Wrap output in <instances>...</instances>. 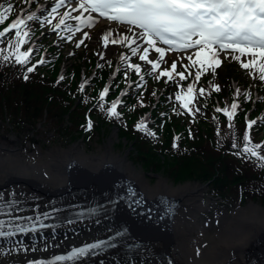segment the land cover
<instances>
[{
	"label": "rangeland",
	"instance_id": "1",
	"mask_svg": "<svg viewBox=\"0 0 264 264\" xmlns=\"http://www.w3.org/2000/svg\"><path fill=\"white\" fill-rule=\"evenodd\" d=\"M55 2L56 0H33L32 3H23L22 0H0V5L4 6L3 8H0V12H4V9L7 8L8 3H11L13 5V8L10 12L4 13L7 16V20L3 25H1L0 30H2L4 27H7L18 17H25L28 13H34L36 16L35 20L27 22L31 31L29 33V36L25 37V40L27 42L23 45L24 48L22 49L23 51L27 50L29 47L34 49L33 53L31 54L33 55V57L29 59L25 64L27 68L35 65V70L38 73H48V75L52 76V74L54 73V68H46L45 60L46 52L52 51V54H50V56L57 57L55 61L56 67L68 68L72 71L73 66H77L78 69L82 71V78L79 81L78 85V95L81 93V84H83L85 87L86 83L91 80V77L96 75V72H98L95 70L100 69L101 71H103L104 69L106 72H98V75L102 77V81L100 86L96 87V101L100 100L99 93L103 91L105 87H107L109 89L108 93L106 94V97L108 96L109 98V106L107 109L108 112L111 108L112 102L119 99L120 102L117 104L118 108L125 94L130 90L136 93V98L138 99V101H150L153 105H157V103H160L159 106H162V109L160 111H162L163 113L165 112V114L169 113L165 121L159 123L161 129L160 133L167 128L165 124L172 125L173 123H176V121H179L181 124H185L183 125V127L186 125L200 123L196 119L197 116H195L196 109L199 105H201L200 101H203L204 98L202 95H200V92L196 96L195 91H199L200 88H205L206 92L210 94V97H212L215 102H220L221 100H223L224 96H226V102L228 106H224H226L229 111H231L230 105L233 102H236L239 107L237 108L235 113L240 111V109L241 111H243V118L241 120H237L238 124L243 123L244 125H247V122L251 120L249 118V114L255 111V106L259 107L261 105L256 113V117L254 120L256 121L262 119L263 124L257 131V135L255 136V138H250V140L253 144H264V82L259 81L258 77L255 79L253 78L255 72H253V75H250L249 70L242 68L240 63L233 60L231 56H229L227 59L221 56L220 60H222V64L219 67H215V64L209 67L208 61L211 59V53L208 49H205L204 52L201 53L199 57H197L194 54V52L198 50L197 49L190 50V52L193 54V61H196L197 63L195 66L189 67L188 71H185L182 65L192 64V61H189L186 58L187 55H189V52L172 50L166 52L165 62L161 63L160 69L155 73L149 74L151 66L148 65L145 61H141L139 59L142 49L144 47H147V45L143 41L138 40L137 43L132 44L131 47H139L141 51H138L136 55H133L132 52L128 53L129 51L127 49L130 50L131 48L127 46L128 42L123 41L120 35V33L124 31V25L118 26L115 22H112L114 27V31L112 32V39L121 40L122 42L113 44L109 41L106 48L111 50L105 51L104 42L101 40L102 36L100 35V26L103 21H108L104 18H99L98 15L93 13L92 15L98 18V22L95 23L94 26L88 27L89 29L85 32L88 33L90 38L84 39V43L81 44L80 47H77V42L83 39L84 31H76L75 25L78 23V21L69 18H65V20L66 24L70 26V30L66 31L63 25L59 29H54V26L59 23L62 14L65 11H72L71 7L66 4L64 6H61L56 14H53V16H48L49 12L51 11V7L54 6ZM78 14L79 13L72 12L73 16ZM44 17H48L51 23H42ZM85 27L87 26L82 25L81 29H84ZM127 35L131 37V33H127ZM4 45L5 43L2 45V47H4ZM157 46L167 48L160 45L158 42ZM213 50L215 49L213 48ZM7 51H10V49H8ZM122 55L128 57L129 59L122 60ZM157 57L158 54L154 50L149 49L148 59L155 60L157 59ZM1 59L2 55H0V60ZM21 59H23V57H21ZM41 59H43L44 62L42 64L37 63ZM174 59L177 60L176 72L172 73L174 79L169 80L167 76H163L159 80H157L155 77L160 74V70H171V64ZM241 59L247 61L248 59H251V57L242 56ZM129 63L139 64L141 67V73L138 75L134 69L127 67ZM97 65H101V67H97ZM212 68H215V75H213ZM120 71L122 72V81L120 83H116L118 86L115 87L113 92L111 85H115L116 78ZM180 71H185V76L188 78L185 80H180L179 76L176 75V73ZM197 71H201L202 73L198 82H196L194 79ZM56 72L59 73V71ZM189 72H191V76H189ZM140 76L144 77L142 81L140 80ZM93 84L96 86L98 82H93L92 85ZM189 84H193L194 86V91L190 93V95L192 96V101H189L186 95V93H188L187 87ZM216 85L220 86L219 91L215 89ZM236 89H240L239 95H237ZM153 93H155V95H153ZM165 93L167 94V96H164ZM177 93H179L182 97L180 100L176 99ZM218 93H222L221 98H219ZM244 93H249L250 96L246 98ZM50 101L51 100H48V102ZM96 101H93L82 112L80 106V97H75L74 102L71 104L72 108L74 109L64 112L63 122L52 121L50 117L52 115V111L51 109H49L48 105V112L46 113V127H41L39 129V132H36V129H32L30 127L22 125L17 126L15 129L10 128L8 126L9 124L7 119H5L4 121H0V147L3 148V150L0 151V154L4 155V158H8V161L11 163L31 166L33 164L43 165L47 161V158L49 156H61L64 151L73 146H76L77 149H79L83 153V155L91 157L102 155L105 149H109V152L112 155L123 157L124 162L128 163V165L132 167L133 171H136L140 174L141 183L146 188L153 187L158 178L164 179L166 183L171 186L183 185L186 183L188 185L199 186L201 187V194L203 195V206L198 212L194 214L190 223V241L196 245V249H200L208 244V242H210V239L208 238L211 237L220 227L222 228V226L225 224H235L240 229L238 225V218L240 216L238 214L241 211L249 214V207L256 208L257 211H261L264 209V200L260 197L247 196L245 198H241L237 196L236 191H231L230 196L224 197L226 200H221L220 198L215 199L213 197L214 191L211 190L213 187L209 185L210 182L203 184L198 181L189 179H185L184 181L182 180L181 182H174L162 175L160 171L153 170L151 166L140 162L138 159V155L140 154L138 152V149L137 151L133 149V141H131V139L126 137L125 135L120 134L117 130L121 123L118 122L114 124H105L98 122L96 126L92 124L90 116L92 112L89 110L92 106H94L93 103H96ZM9 104H11L10 106L12 107L13 113H16V110L12 106L14 105V100ZM185 104L187 105V107H182V105ZM207 107L210 109V106ZM52 108H55V105H53ZM128 109L124 112V117L126 119L127 114L129 116H133L128 112ZM73 111H75L74 117H72V115H69V113ZM79 111H81V113H79ZM140 112L138 108L135 110L134 115H136L137 113L139 114ZM7 113L8 110H2V115L5 114L8 117ZM147 117L148 115H146L144 119H146ZM48 118H50L51 120ZM79 119H83V122L80 124L76 122V120ZM127 120L130 121L129 119ZM89 121L91 122V128L88 127ZM76 130L81 131L76 132ZM229 137L230 136H227V140L229 139ZM244 137L245 132H242L241 139L237 141V144H241L242 146H244L246 143ZM110 140L112 142H110ZM138 140V145L140 148L144 140ZM159 158L160 163H162V156L160 155ZM155 161L157 163V160ZM1 166L2 165H0V169ZM48 170H51V168L45 167V171ZM95 171L96 170L92 172ZM119 181L120 180L116 178L107 183V187L109 186V189L111 190L113 188V185H115ZM28 186V188L34 189L33 187L31 188L30 185ZM77 187L81 186L78 185ZM135 187L138 191L137 186ZM5 188L7 187L5 186ZM75 189L78 188L75 187ZM1 190L2 188L0 187V191ZM94 190L97 191L98 188ZM224 191L226 192L227 189H225ZM10 192L12 193V189L10 190ZM32 192L36 193V195L39 196L40 199L44 200H46L50 195L46 194V192L37 193V189H34V191ZM73 192L76 191L73 190L70 193L69 191L65 193L62 192L59 194V196H57V198L59 200H64L65 198L68 199L69 196H74L75 193ZM98 192L100 191H97V193ZM44 195L47 196L44 197ZM80 196L85 199L87 198V196ZM139 197L142 198L140 195ZM2 198L5 201L12 200L10 198ZM15 202H17V200H15ZM67 205L70 206L68 203H59L58 206ZM13 207L17 208V206ZM45 212L46 209H36V211L34 210L24 214H20L15 210L11 212L9 216H6L5 220L23 219L21 221L26 222L29 221L28 218L45 219L41 217L45 216L43 215ZM236 226L235 228H237ZM42 234L43 233H40L36 236L32 234L25 235L23 238L25 240H33L35 238H41L42 236H44ZM158 253L160 252H157V254L152 253L153 259L157 261ZM136 256L139 257V255Z\"/></svg>",
	"mask_w": 264,
	"mask_h": 264
},
{
	"label": "bare ground",
	"instance_id": "2",
	"mask_svg": "<svg viewBox=\"0 0 264 264\" xmlns=\"http://www.w3.org/2000/svg\"><path fill=\"white\" fill-rule=\"evenodd\" d=\"M108 27L114 31L112 22L103 21L101 36ZM88 29L85 27L80 31ZM104 50L111 49L105 47ZM127 50L131 53V49ZM1 150L3 148L0 147ZM4 157L0 154V197L17 200L14 205L17 208L13 207L11 212L16 210L24 214L46 209L43 215L52 217L49 221L53 223L41 238L25 240L23 235L17 233L8 237L13 240L0 243V264H264V209L257 211L249 207V214L241 211L238 214L240 229L235 224H225L211 234L208 244L196 249V245L190 241V223L203 206L199 186L187 183L171 186L158 178L153 187L146 188L141 183L140 174L133 171L123 157L112 155L109 149H105L102 155L91 157L83 155L73 146L61 156H49L43 165L31 166L11 163ZM45 167L51 170L45 171ZM116 178H124L137 186L138 195L156 216L155 227H148L149 221L130 215L129 207L124 206L123 202L110 200L113 196L107 183ZM28 185L37 189V193L50 194L49 198L40 199ZM96 188L100 192L97 193ZM67 190L69 193L74 190L77 194L73 192L74 196L65 198V201L59 200L57 196ZM128 194L130 198L138 197L133 193ZM59 203L70 206H58ZM77 208L84 210L71 213ZM6 216L9 214L0 212V220H5ZM21 220L5 221L15 225L25 222ZM142 225L151 230L150 235L145 233L141 237H132L114 233L115 229H130L133 234L139 232L138 226ZM105 237L108 238L95 243L99 247H85L83 255L74 252L69 255L72 259H54L67 249H76L81 244ZM157 252H160L158 261L152 257V253Z\"/></svg>",
	"mask_w": 264,
	"mask_h": 264
},
{
	"label": "trees",
	"instance_id": "3",
	"mask_svg": "<svg viewBox=\"0 0 264 264\" xmlns=\"http://www.w3.org/2000/svg\"><path fill=\"white\" fill-rule=\"evenodd\" d=\"M8 39H15L14 31L7 38L0 40V49L8 50ZM4 43L5 45L2 47ZM50 54L52 51L46 52L45 60L46 68H54L52 76L48 73H38L36 70L29 73L25 64H16L13 59L4 61L2 57L0 60V121L7 119L10 128L15 129L22 125L39 132L41 127H46L48 105L52 111L50 116L52 121L63 122L64 112L74 109L71 104L75 97H80L82 112L93 101H96V87L100 86L102 81L98 72L106 71L104 69L103 71L95 70L98 71L96 75L91 77V80L86 83L83 91L78 95L82 71L77 66H73L72 71L68 68L56 67L57 57H52ZM32 57L33 55L29 59ZM121 73L120 71L115 85H111L113 92L118 86L116 83L122 81ZM25 75L28 79L24 78ZM60 77H63V80ZM93 82H98V84L92 85ZM195 93L197 96L199 91L196 90ZM186 95L189 101H192L190 93H186ZM218 95L219 98L222 97V93H218ZM136 96L134 91H128L116 109L118 115L115 116L110 115L107 111L108 96H105L103 101L97 100L89 110L92 112L90 115L92 124L96 126L98 122L121 123L117 130L133 141V149L135 151L138 149L140 154L138 155L139 161L151 166L153 170L160 171L162 175L174 182H181L185 179L203 184L210 182L209 185L213 187L211 190L214 191L215 199L226 200L224 197L230 196L231 191H236L237 196L241 198L257 196L264 200V163L256 157L240 151L243 146L237 144V141L241 139L242 132L247 133L251 139L255 138L263 124L262 119L256 120L257 123L249 130L247 125L237 123V120L243 118V111L240 109L234 114L230 127L228 117L224 112L216 111L217 107L222 110L226 108L224 106L227 105L226 96L220 102H215L205 91L202 95L203 101H200L201 105L198 106L199 111L195 113L199 124L183 127L185 124L176 121L172 125L165 124L167 128L160 133L159 123L165 121L169 113L165 114L160 111L162 109V106H159L160 103L153 105L150 101H138ZM164 96L167 94L165 93ZM47 99L51 101L48 102ZM13 100L14 105L12 106L16 113H13L11 104H9ZM101 103L104 105L103 108L99 106ZM53 105L55 108H52ZM207 106H210V109ZM259 107L255 106V111L249 114L251 120L255 119ZM138 108L141 112L134 115ZM127 109L133 115L127 114V119L130 121L124 117V112ZM2 110H8V117L5 114L2 115ZM74 112L69 115L74 117ZM146 115L148 117L144 119ZM76 122L80 124L83 119L76 120ZM138 124L141 125L139 129L137 128ZM80 131L76 130V132ZM227 136H230L228 140ZM138 139L144 140L140 148ZM234 143L240 148L233 147ZM259 145L262 148L257 149V152L264 155V144ZM160 155L163 158L162 163H160ZM154 159L157 160V163ZM225 189H227L226 192Z\"/></svg>",
	"mask_w": 264,
	"mask_h": 264
},
{
	"label": "snow or ice",
	"instance_id": "4",
	"mask_svg": "<svg viewBox=\"0 0 264 264\" xmlns=\"http://www.w3.org/2000/svg\"><path fill=\"white\" fill-rule=\"evenodd\" d=\"M22 2L32 3L33 0H22ZM66 4L71 7L72 11H65L54 29H59L63 25L66 31L70 30L65 18L78 21L75 25L76 31H80L82 25L92 27L98 22V18L93 16V13L98 14L99 18H104L109 23L115 22L118 26L124 25V31L120 35L123 41L128 42L127 46L131 48L133 55H136L141 49L131 47L132 44H136L140 40L147 45L142 49L139 59L151 66L149 74L160 69L161 63L165 62L166 52L168 51L189 52L186 58L192 61V64L182 65L185 71H188L189 67L195 66L197 63L193 61V54L190 50L198 49L194 54L199 57L205 49H208L211 53V59L208 61L209 67L213 64H215V67H219L222 64L221 56L225 59L231 56L233 60L240 63L242 68L249 70L250 75L255 72L254 79L258 77L259 81L264 82V0H56L48 16H53L61 6ZM3 7V5H0V8ZM12 8L13 5L8 3L4 12H0V25H3L7 19L4 13L10 12ZM72 12L79 14L73 16ZM35 19L34 13H28L25 17H18L7 27L0 30V40L7 38L13 31L15 36L14 40H7V47L10 51L6 52L5 49H0V55H2L4 61L13 59L16 64L20 65L28 62L34 49L29 47L27 50L21 51V48L27 42L25 37H28L31 31L27 22ZM42 23H51V21L48 17H44ZM127 33H131V37ZM112 35L110 27L103 31L101 40L104 42L105 47L108 46L109 41L113 44L122 42L121 40L112 39ZM88 38H90L88 33L84 32L83 39L79 40L76 46L80 47L84 43V39ZM158 41L163 45H167V48L157 46ZM149 49L158 54L157 59H148ZM242 56H250L251 59L245 61L241 59ZM121 59L128 60L129 58L122 55ZM43 62V59H41L37 63L42 64ZM97 67H101V65H97ZM127 67L134 69L138 75L141 73L139 64L129 63ZM176 68L177 60L174 59L171 70H160V74L155 78L159 80L161 77L167 76L169 80H173L172 73L176 72ZM33 71H35V65L27 69L29 73ZM185 71L176 73L180 80L188 78L185 76ZM212 71L215 75V68H212ZM201 74V71L196 72L194 78L196 82L200 80ZM189 76H191V72H189ZM24 78L28 79L27 75ZM60 79L63 80V77H60ZM143 79L144 77L140 76V80ZM219 87V85H216L215 89L219 91ZM83 89L84 85L81 84L80 90L83 91ZM108 91L109 89L105 87L99 93L100 101L104 100ZM193 91V84H189L187 92L192 93ZM205 91V88H200V95H203ZM236 93L239 95L240 89H236ZM244 95L246 98L250 96L249 93H244ZM181 98V95L177 93L176 99L180 100ZM119 102V99L112 102L109 109L110 115H118L116 108ZM99 106L104 107L102 103ZM182 107L186 108L187 105H182ZM238 107L239 105L233 102L230 105L231 112L227 107L223 110L217 107L216 111L224 112L231 127V121ZM196 111L198 112L199 109L197 108ZM256 123L254 120H249L247 122L248 129L250 130ZM88 127L91 128L90 121ZM140 127L141 125L138 124L137 128ZM150 134L155 135L154 133ZM244 139L246 143L243 148L235 143L233 147L240 148L243 153L250 154L264 163V155L257 152V149H261L262 146L252 144L247 133ZM15 203L14 200L5 201L0 197V212L10 214ZM32 230L34 229L22 227L18 223L13 225L8 221L0 220V237H12L17 232ZM96 247H99V245L86 246L88 249ZM85 251L86 249L81 248L75 250V253L83 255ZM65 258L56 257L58 260ZM67 259H72V256L67 257Z\"/></svg>",
	"mask_w": 264,
	"mask_h": 264
},
{
	"label": "water",
	"instance_id": "5",
	"mask_svg": "<svg viewBox=\"0 0 264 264\" xmlns=\"http://www.w3.org/2000/svg\"><path fill=\"white\" fill-rule=\"evenodd\" d=\"M44 232H46L45 231V229H43V230H32V231H30V232H22V233H20L21 235H23V237L25 236V235H37V234H40V233H44ZM17 234V233H16ZM8 240H13V238H8V237H0V242H7Z\"/></svg>",
	"mask_w": 264,
	"mask_h": 264
}]
</instances>
